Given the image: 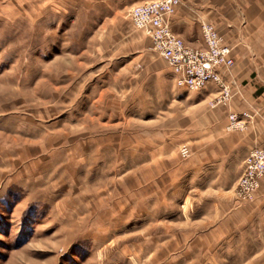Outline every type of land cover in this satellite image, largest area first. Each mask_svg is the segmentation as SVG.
Returning a JSON list of instances; mask_svg holds the SVG:
<instances>
[{
	"label": "rangeland",
	"instance_id": "rangeland-1",
	"mask_svg": "<svg viewBox=\"0 0 264 264\" xmlns=\"http://www.w3.org/2000/svg\"><path fill=\"white\" fill-rule=\"evenodd\" d=\"M228 4L264 29V0ZM133 5L0 0V264H264V175L251 198L237 192L264 147L217 193L168 192L199 112L232 101L178 89ZM239 112L246 128L227 130L228 113L224 134L249 132Z\"/></svg>",
	"mask_w": 264,
	"mask_h": 264
},
{
	"label": "crops",
	"instance_id": "crops-1",
	"mask_svg": "<svg viewBox=\"0 0 264 264\" xmlns=\"http://www.w3.org/2000/svg\"><path fill=\"white\" fill-rule=\"evenodd\" d=\"M150 1L154 0H131V3L136 6ZM233 1L243 4L249 0H182L170 18L173 33L194 48L203 47L201 24H213L232 50L234 65L225 76L237 85V94L225 109L199 112L196 119L199 126L197 141L182 142L190 146L192 154L181 167H172L181 174L174 182L177 190H168L172 194L187 195L197 190L208 194L209 188H214L210 192L217 193L218 188L230 184L232 171L237 170L247 149L264 147V80L252 74L253 67H256L253 54L261 48L249 38L250 31L257 32L251 23L253 17L239 12V4L237 9L233 5L234 8L229 10L228 3ZM242 17L246 22L244 26ZM259 31L257 34L264 33V29ZM214 92L215 88L200 92V103L212 99ZM240 110L253 116L249 132L242 135L224 134L227 114ZM158 157L162 158V155ZM181 186L183 190H178ZM260 191H264V178Z\"/></svg>",
	"mask_w": 264,
	"mask_h": 264
},
{
	"label": "built area",
	"instance_id": "built-area-1",
	"mask_svg": "<svg viewBox=\"0 0 264 264\" xmlns=\"http://www.w3.org/2000/svg\"><path fill=\"white\" fill-rule=\"evenodd\" d=\"M182 0H154L132 7L128 16L137 29L151 40L153 50L169 66L173 82L178 89L187 92H202L215 88L212 108L228 105L237 94L234 81L224 76L233 67L232 50L224 42L214 25L201 24L204 48L187 45L176 36L170 26V18ZM250 116L245 112L228 116L227 130H244ZM182 156L188 155L186 148ZM264 175V149L251 150L242 166L237 180L238 195L242 199L251 198L258 189L259 179Z\"/></svg>",
	"mask_w": 264,
	"mask_h": 264
}]
</instances>
